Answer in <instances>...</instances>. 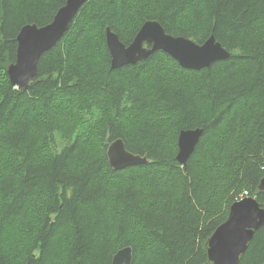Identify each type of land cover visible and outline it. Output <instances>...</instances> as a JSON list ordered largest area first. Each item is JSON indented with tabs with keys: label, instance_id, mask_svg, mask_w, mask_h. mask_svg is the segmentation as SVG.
<instances>
[{
	"label": "trees",
	"instance_id": "16d2710c",
	"mask_svg": "<svg viewBox=\"0 0 264 264\" xmlns=\"http://www.w3.org/2000/svg\"><path fill=\"white\" fill-rule=\"evenodd\" d=\"M64 2L0 0V264H110L126 246L130 264H210L230 205L264 207V0H86L29 87L13 85L18 32ZM147 20L229 56L111 68L105 30L127 46ZM186 129L201 134L180 165ZM116 139L148 162L111 167ZM237 264H264V225Z\"/></svg>",
	"mask_w": 264,
	"mask_h": 264
},
{
	"label": "water",
	"instance_id": "95a60500",
	"mask_svg": "<svg viewBox=\"0 0 264 264\" xmlns=\"http://www.w3.org/2000/svg\"><path fill=\"white\" fill-rule=\"evenodd\" d=\"M86 0H65L56 11L51 22L41 27L36 24L24 25L17 34L16 59L9 64L6 72L13 85L26 89L37 71L40 56L64 35L78 9ZM106 45L111 57V68L136 64L157 50L169 54L181 67L199 70L210 63L225 59L229 52L210 35L202 44L183 36L165 32L155 20H147L139 27L133 40L125 46L117 35L107 28ZM146 44V45H144ZM201 129L180 130L177 138L176 160L185 165L193 152ZM107 158L111 167L147 163V158L127 151L122 140L116 139L107 147ZM258 189L264 191V176ZM264 225V207L254 197H244L232 203L226 219L213 231L205 242L210 264H237L254 232ZM132 250L129 246L119 249L110 264H130Z\"/></svg>",
	"mask_w": 264,
	"mask_h": 264
},
{
	"label": "bare ground",
	"instance_id": "6f19581e",
	"mask_svg": "<svg viewBox=\"0 0 264 264\" xmlns=\"http://www.w3.org/2000/svg\"><path fill=\"white\" fill-rule=\"evenodd\" d=\"M107 26H108V24H107ZM138 26V25H137ZM111 28V27H110ZM105 42V41H104ZM218 61V60H217ZM205 68V67H204ZM262 207V206H261ZM124 246V245H123Z\"/></svg>",
	"mask_w": 264,
	"mask_h": 264
},
{
	"label": "flooded vegetation",
	"instance_id": "af4514ba",
	"mask_svg": "<svg viewBox=\"0 0 264 264\" xmlns=\"http://www.w3.org/2000/svg\"><path fill=\"white\" fill-rule=\"evenodd\" d=\"M144 45H146V44H144ZM147 46V45H146Z\"/></svg>",
	"mask_w": 264,
	"mask_h": 264
}]
</instances>
